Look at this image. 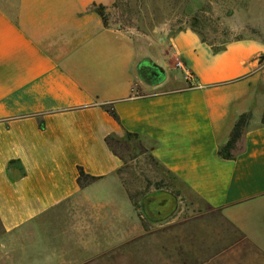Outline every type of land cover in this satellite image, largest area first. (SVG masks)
Segmentation results:
<instances>
[{
    "label": "crops",
    "instance_id": "crops-1",
    "mask_svg": "<svg viewBox=\"0 0 264 264\" xmlns=\"http://www.w3.org/2000/svg\"><path fill=\"white\" fill-rule=\"evenodd\" d=\"M113 3L17 0L12 14L0 7V262L9 261L8 240L51 232L47 225L67 218L69 228L31 244L36 264H264V242L249 230L264 216L255 61L263 42L233 40L214 51L193 30L179 31L170 51L189 78L170 75L139 95L135 42L94 9ZM242 114L251 124L241 147L222 159L216 151ZM124 132L151 144V157L208 210L207 226L137 228L121 161L105 143ZM78 168L95 179L80 185Z\"/></svg>",
    "mask_w": 264,
    "mask_h": 264
},
{
    "label": "rangeland",
    "instance_id": "rangeland-1",
    "mask_svg": "<svg viewBox=\"0 0 264 264\" xmlns=\"http://www.w3.org/2000/svg\"><path fill=\"white\" fill-rule=\"evenodd\" d=\"M16 3L17 0H0V7L12 14ZM104 17L108 25L123 30L135 42L137 58L132 70L135 83L140 84L135 87L139 95L157 91L156 86L170 75H176L178 80L189 78L170 51V38L179 31L193 30L214 49L244 38H255L264 44V0H114L105 9ZM255 61L260 74L259 89L264 92V52ZM250 119L246 128L251 124ZM108 144L121 161L117 174L136 209L137 228L157 233L184 226H207L208 210L193 192L151 157L149 142L141 138L127 139L122 133L110 137ZM236 147H241L239 141ZM104 192L117 194L110 189ZM114 198L122 196L117 194ZM262 218L260 215V220L250 221L249 230L252 237L264 242ZM47 226L52 228L51 232L46 228L39 235L8 240L12 250L6 254L11 260L5 257L9 261L0 264H17V261L36 264L31 244L47 242L54 227L69 228L70 223L65 218ZM17 243L27 246L20 249ZM3 254L0 250V261Z\"/></svg>",
    "mask_w": 264,
    "mask_h": 264
},
{
    "label": "trees",
    "instance_id": "trees-1",
    "mask_svg": "<svg viewBox=\"0 0 264 264\" xmlns=\"http://www.w3.org/2000/svg\"><path fill=\"white\" fill-rule=\"evenodd\" d=\"M94 9H95V11H97L103 17L105 25H108L107 22H106V19L104 17L105 7L104 6H96ZM202 41L205 42L204 40H202ZM224 46L225 45H223L221 48H218V49H214V48H212V49L214 51H218V50L222 49ZM103 108L116 121L118 120V117H117L116 113L114 112L113 108H111V107H109L107 105H103ZM249 119H250V115L249 114H242V115L239 116V118L237 119V121L235 122V124H234V126L232 128V131L230 133L228 141L222 147L218 148L217 151H216V154L220 158L225 159V160H231V159L235 158V154L233 152L235 150V145H236L237 141H239V139L241 138V135H242L243 131L245 130L247 122H248ZM261 123L264 124V109H263V113H262V117H261ZM124 135H125V137L127 139H130V138L138 139V138H140L137 134H132V133H128V132H124ZM112 136H115V135H111V136H109V137H107L105 139V143L107 144L108 147H109L108 139L110 137H112ZM94 179H95L94 177L87 176L83 172V170L81 168H78V181H79L80 185L85 184V183H87L89 181H92Z\"/></svg>",
    "mask_w": 264,
    "mask_h": 264
},
{
    "label": "flooded vegetation",
    "instance_id": "flooded-vegetation-1",
    "mask_svg": "<svg viewBox=\"0 0 264 264\" xmlns=\"http://www.w3.org/2000/svg\"><path fill=\"white\" fill-rule=\"evenodd\" d=\"M154 71H152V75H153Z\"/></svg>",
    "mask_w": 264,
    "mask_h": 264
}]
</instances>
